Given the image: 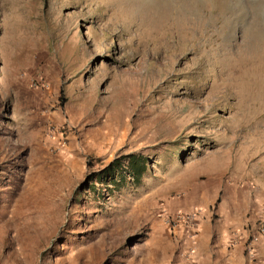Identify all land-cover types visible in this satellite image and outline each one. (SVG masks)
Returning a JSON list of instances; mask_svg holds the SVG:
<instances>
[{"label":"rangeland","instance_id":"374dc122","mask_svg":"<svg viewBox=\"0 0 264 264\" xmlns=\"http://www.w3.org/2000/svg\"><path fill=\"white\" fill-rule=\"evenodd\" d=\"M141 2L0 0V264H236L206 249L264 187V0Z\"/></svg>","mask_w":264,"mask_h":264},{"label":"crops","instance_id":"0c3cea01","mask_svg":"<svg viewBox=\"0 0 264 264\" xmlns=\"http://www.w3.org/2000/svg\"><path fill=\"white\" fill-rule=\"evenodd\" d=\"M253 203L251 208L253 209V222L258 219L264 221V187H259L253 194ZM250 206V205H249ZM249 206L243 209V214L238 217H231L224 222L222 229L214 237L209 236L212 240V244L207 243L206 250L211 252H217L214 256L216 262L227 261L236 262V264H264V243L260 240L255 242V249L253 257L248 256L246 252V244L250 235L248 225L252 222V219H248L247 213ZM242 210V208L240 207ZM247 212V213H246ZM251 220V221H250ZM202 230L199 234L200 246L202 242H205L208 235ZM210 247V249H209Z\"/></svg>","mask_w":264,"mask_h":264},{"label":"built area","instance_id":"2783aa9c","mask_svg":"<svg viewBox=\"0 0 264 264\" xmlns=\"http://www.w3.org/2000/svg\"><path fill=\"white\" fill-rule=\"evenodd\" d=\"M192 224L196 225L197 223L192 220ZM249 237L246 244V252L248 256L253 257L254 249H255V242L261 241L264 243V221L261 219L256 220L253 222L249 227Z\"/></svg>","mask_w":264,"mask_h":264},{"label":"trees","instance_id":"16d2710c","mask_svg":"<svg viewBox=\"0 0 264 264\" xmlns=\"http://www.w3.org/2000/svg\"><path fill=\"white\" fill-rule=\"evenodd\" d=\"M127 159L129 160V166L131 168V175L138 181H140L143 173L147 169V164L144 158L137 157L136 155H128ZM112 164H115L113 162Z\"/></svg>","mask_w":264,"mask_h":264},{"label":"bare ground","instance_id":"6f19581e","mask_svg":"<svg viewBox=\"0 0 264 264\" xmlns=\"http://www.w3.org/2000/svg\"><path fill=\"white\" fill-rule=\"evenodd\" d=\"M146 2H141L142 7L146 10L148 7L154 10V22L156 25L160 24V0H144ZM148 8V9H149Z\"/></svg>","mask_w":264,"mask_h":264}]
</instances>
